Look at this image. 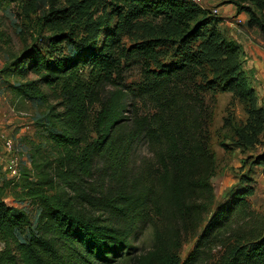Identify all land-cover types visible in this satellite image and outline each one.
Segmentation results:
<instances>
[{
    "label": "trees",
    "instance_id": "trees-1",
    "mask_svg": "<svg viewBox=\"0 0 264 264\" xmlns=\"http://www.w3.org/2000/svg\"><path fill=\"white\" fill-rule=\"evenodd\" d=\"M103 1L111 10L107 19L99 25L86 21L87 36L79 39L73 24L77 11L59 7V0H39L42 26L50 35L2 72L15 97L46 107L36 126L60 154L54 163L41 164L35 148L34 181L30 170H22L16 181L7 180L0 168V264H115L131 258L132 238L148 228L153 246L134 256L136 264H200L205 249L255 194L252 166L264 175L263 151L182 262L184 240L204 225L215 203L213 112L205 95L231 93L245 105L252 123L234 128L237 148L253 144L264 131V107L245 71L244 53L209 10L191 0ZM224 3L247 14L248 29H258L264 38V0ZM138 31L144 34L127 47L124 38ZM166 57L175 62L162 61ZM123 61L140 64L142 80L105 98L106 85L119 84ZM139 147L149 154L144 167L136 176L124 175V160ZM98 163L108 170L109 189L87 185ZM17 188L39 209L34 221L5 202ZM215 264H264V222L229 239Z\"/></svg>",
    "mask_w": 264,
    "mask_h": 264
},
{
    "label": "rangeland",
    "instance_id": "rangeland-1",
    "mask_svg": "<svg viewBox=\"0 0 264 264\" xmlns=\"http://www.w3.org/2000/svg\"><path fill=\"white\" fill-rule=\"evenodd\" d=\"M220 1L206 0L201 7L209 10L212 16H214L212 10L219 8V15L227 17L228 13L225 7L228 5H218ZM37 5H39V0H21L13 4H0V137L3 134L13 141L14 154L20 159V175L22 170H30L33 181L37 179L38 174V171L34 170L30 163V157L32 153L35 154V148L39 146L40 154H37V158L41 164L47 162L54 163V160L60 153L57 151V147L46 138L47 133L36 126L38 119L46 113V107H36L27 101L15 97L8 89V84L5 83L2 72L15 58L21 56L27 47L39 43L40 38L50 35L48 28L42 26V12L37 8ZM58 6L75 11V13L76 11L78 13L86 12L84 16L76 13L73 17V24H77L76 34H78L77 37L79 39L87 36V30L89 29L84 28L86 21L99 25L107 19L111 11L108 3H105L103 0H59ZM81 18L83 21L79 23L78 21ZM221 21L223 20L221 19ZM245 27L238 23L235 28L238 29L236 31L240 34L249 32L248 34L253 35L257 41L264 42V38L258 29H246ZM146 29L148 31V28ZM220 30L222 33L228 34L224 26L220 27ZM153 32H155L154 29ZM142 34H144L143 31H138L134 38L132 36L125 37V45L129 47L134 43V39L140 38ZM171 60L175 59H171L170 57L162 58L164 62H175ZM122 65V76L118 80L119 84L108 83L102 93V96L105 98H108L118 88L126 91L128 88H133L141 82L142 68L140 64L123 61ZM246 73L250 78L252 86L257 88L258 85L253 80L250 72L246 71ZM33 79H35L34 76L29 77V80ZM205 96L208 108L213 112L210 132L212 138L211 149L216 154V175L212 179L215 203L204 225L195 235H191L184 240L180 251L182 262L194 251L205 225L219 204L224 202L227 193L234 185L238 184L239 177L248 171L251 165L256 162L257 156L264 151V131L259 134L257 139L253 140V144L244 148L236 147L239 138L234 128H244L248 123H252V119L249 117L246 107L242 102L231 93H208ZM50 104H55V101L52 100ZM262 107H264V102L262 103ZM131 109L129 108V111L125 113V116L128 118L131 117ZM141 110L145 111V108L141 107ZM148 156L146 148L139 147L137 151L130 155L128 161L124 160L123 164H126V167L121 172L124 175L128 173L130 176L134 174L136 176L140 173L142 167H144ZM7 159L4 144L0 140V168L6 179L11 180V175L6 171ZM96 168L94 178L87 185H97L96 188L98 189H109L108 170L100 163L97 164ZM252 168H254L255 172L253 175L255 194L248 198V207L245 212H237L230 221L231 223L221 232L218 239L208 249H205L200 264H215L224 253L225 244L229 239H234L239 234L248 232L258 224L261 225L262 221L264 222L263 169L257 165H253ZM18 179L14 180L17 181ZM5 202L9 206L25 210L32 221L39 216V209L36 205L31 203L30 200L22 198L20 188L9 191L5 196ZM96 215L101 216L103 219L106 218L100 213ZM132 244L136 249L131 252L132 259L130 257H123V259H119L115 264H136L134 256H139L150 251L153 246L151 229L148 228L142 234L134 236ZM2 248L3 246L0 245V249Z\"/></svg>",
    "mask_w": 264,
    "mask_h": 264
},
{
    "label": "crops",
    "instance_id": "crops-1",
    "mask_svg": "<svg viewBox=\"0 0 264 264\" xmlns=\"http://www.w3.org/2000/svg\"><path fill=\"white\" fill-rule=\"evenodd\" d=\"M219 4H225L224 0H221ZM213 5V4H212ZM225 7L228 13L227 17L218 16L223 21L220 22L219 26L226 29L227 33L225 36L230 41L234 42L244 53L246 64L245 71H249L253 80L257 83V88H255L260 103L264 102V42H259L255 37L248 33L240 34L236 25L239 23L247 27V22L249 17L245 13L238 14L235 6L227 4ZM237 32V33H236Z\"/></svg>",
    "mask_w": 264,
    "mask_h": 264
},
{
    "label": "built area",
    "instance_id": "built-area-1",
    "mask_svg": "<svg viewBox=\"0 0 264 264\" xmlns=\"http://www.w3.org/2000/svg\"><path fill=\"white\" fill-rule=\"evenodd\" d=\"M198 6H202L206 0H191ZM213 15L219 16V8H214L212 10ZM0 140L4 144V149L7 154L8 159L6 160V171L11 175L12 179H18L20 175L19 165L20 159L14 154V143L12 140L8 139L5 135H1Z\"/></svg>",
    "mask_w": 264,
    "mask_h": 264
}]
</instances>
